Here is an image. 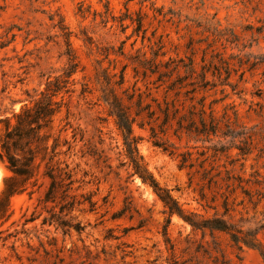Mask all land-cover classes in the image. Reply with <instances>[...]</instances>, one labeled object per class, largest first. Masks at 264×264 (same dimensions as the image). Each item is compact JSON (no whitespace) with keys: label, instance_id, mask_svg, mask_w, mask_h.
<instances>
[{"label":"rangeland","instance_id":"374dc122","mask_svg":"<svg viewBox=\"0 0 264 264\" xmlns=\"http://www.w3.org/2000/svg\"><path fill=\"white\" fill-rule=\"evenodd\" d=\"M159 48L156 62L192 59L197 73L205 67L214 87L197 98L217 101L220 123L209 140L170 132L164 139L174 156L153 146L147 127L134 125L149 173L185 215L221 218L264 251V0H0V119L31 105L48 85L62 87L46 131L49 145L58 138L60 152L68 150L64 141L71 146L59 159L76 167L79 189L72 194L82 204L71 216L84 226L80 234H63L42 225L50 217L39 204L45 184L31 196L15 195L11 219L0 229V264H264L258 250L242 243L238 249L228 234L169 216L132 176L101 99L104 77L115 82L124 69L122 89L131 91ZM69 51L77 68L67 78ZM147 86L162 101V92ZM136 88L146 90L140 81ZM182 153L191 155L192 168L179 167ZM10 175L0 161V192Z\"/></svg>","mask_w":264,"mask_h":264},{"label":"trees","instance_id":"16d2710c","mask_svg":"<svg viewBox=\"0 0 264 264\" xmlns=\"http://www.w3.org/2000/svg\"><path fill=\"white\" fill-rule=\"evenodd\" d=\"M141 28L139 21L135 31L139 32ZM160 50L161 48L153 53V60L144 63L141 78L136 81L131 91L122 89L124 69L115 82L107 76L104 77L103 84L106 88L102 90L101 99L108 108V115L114 119L121 133L132 176L138 177L143 184L153 190L169 216L178 215L195 230L207 229L228 234L231 242L238 249H241L242 243L258 250L264 259V251L260 245L252 239L248 240L238 235L223 219L196 221L193 216L185 215L169 191L162 188L149 173L139 153L138 143L141 138L134 136V125L140 129L147 127L153 146L170 156L176 154L173 144L164 139L170 132L177 138L187 135L205 140H209V137L216 136L219 132L220 120L214 115V105L217 101L213 100L206 104L205 96L197 98V95L214 87L206 79L205 67L202 66L201 72L197 73L192 59H188L187 63L172 59L164 63L156 62ZM68 56L72 64L66 72L67 78L71 77L77 68V64L74 63L75 58L70 51ZM180 70L184 71V75L180 74ZM135 76L138 78L139 74L136 73ZM152 76H155V79L150 81ZM139 81L145 85L146 90L143 92L140 88H136ZM147 85H152L155 91L162 92V101L151 96V89ZM54 87L49 89L48 85V89L41 92L40 97L31 105L25 104L18 112H12L11 117L0 119V161L5 163L11 173L4 178L3 189L0 192V229L11 219V199L25 192L31 196L35 192V187L40 188L45 184L46 189L39 199V204L44 205L50 217L43 218L42 225L54 226L63 234H69L72 230L80 234L84 230V226L71 216V213L82 204L77 199V195L72 194L79 189L73 188L76 183L74 179L76 167L71 168L67 161L59 159L62 154L71 150V146L64 141L68 150L65 153L60 152L58 138H54L49 145L52 135L46 131L50 129L53 117L61 107L53 97L62 87L59 85ZM115 88L122 90V96L116 93ZM224 136L228 135L224 134ZM75 137L76 135L73 134L74 139ZM178 157H181L180 168L193 167L189 153L179 154ZM42 165L44 171L40 173ZM40 179L42 182L38 185ZM84 201L91 203L89 198H85ZM56 208L57 212H55ZM122 215L123 211L115 218ZM34 220L36 217L33 215L25 224ZM2 233L3 231L0 230V235Z\"/></svg>","mask_w":264,"mask_h":264}]
</instances>
